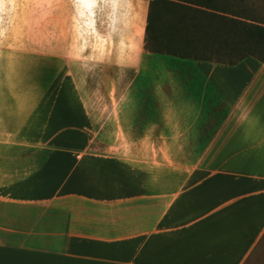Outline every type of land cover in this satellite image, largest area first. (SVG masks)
<instances>
[{
    "label": "crops",
    "instance_id": "crops-1",
    "mask_svg": "<svg viewBox=\"0 0 264 264\" xmlns=\"http://www.w3.org/2000/svg\"><path fill=\"white\" fill-rule=\"evenodd\" d=\"M149 1L71 0L45 21L75 45L0 77V264H245L264 236V64L145 50Z\"/></svg>",
    "mask_w": 264,
    "mask_h": 264
},
{
    "label": "trees",
    "instance_id": "trees-1",
    "mask_svg": "<svg viewBox=\"0 0 264 264\" xmlns=\"http://www.w3.org/2000/svg\"><path fill=\"white\" fill-rule=\"evenodd\" d=\"M249 0H150L144 49L212 62V54L264 64V18ZM223 64L221 62H213Z\"/></svg>",
    "mask_w": 264,
    "mask_h": 264
},
{
    "label": "rangeland",
    "instance_id": "rangeland-1",
    "mask_svg": "<svg viewBox=\"0 0 264 264\" xmlns=\"http://www.w3.org/2000/svg\"><path fill=\"white\" fill-rule=\"evenodd\" d=\"M249 1L253 8L256 6L254 14L264 18V0ZM70 3L71 0H0L1 79L14 82L18 74L19 78L23 77L27 69L22 64L20 71L15 67L19 60L29 67L43 68L42 55L60 53L75 45L70 41L69 21H45L51 16L65 19L70 13ZM238 56V53L233 57L220 53L208 57L212 62L230 64ZM245 264H264V236Z\"/></svg>",
    "mask_w": 264,
    "mask_h": 264
}]
</instances>
